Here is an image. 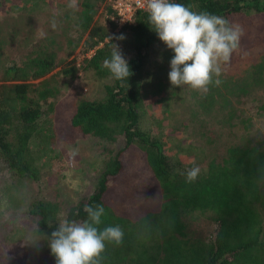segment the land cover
<instances>
[{"label":"trees","instance_id":"obj_1","mask_svg":"<svg viewBox=\"0 0 264 264\" xmlns=\"http://www.w3.org/2000/svg\"><path fill=\"white\" fill-rule=\"evenodd\" d=\"M101 2L106 6L105 25L92 22ZM173 2L191 5L196 12L206 10L240 26L239 47L223 64L226 67L242 52L264 45V0ZM79 5L73 28L77 34L70 41V48L80 44L84 55L77 66L75 59L57 60L51 48L42 47L3 69L0 166L14 177L38 183L40 170L31 145L45 114L51 117V136L56 143L72 144L86 137L105 142L121 138L122 145L103 164L89 195L65 213L69 220L81 221L87 219L86 204H99L105 209L99 227L119 225L123 229L122 244L106 243L102 264H264V140L227 147L221 160L210 159L197 180L187 183L183 175L187 169L168 156L162 136L143 128L145 50L159 40L148 25V13L135 11L131 22L120 28L130 38L127 62L132 75L127 81H117L102 68L103 61L111 58L118 34L109 19L108 3L80 0ZM55 68L69 79L80 71L105 80L100 97L70 96L67 101L48 102L52 92L44 78ZM239 91L236 105L244 95ZM59 106L65 113H56ZM239 127L247 131L251 119L241 118ZM23 215L21 224L29 232L50 236L58 226L60 206L36 198ZM201 218L214 224L211 238H187V225ZM18 246H0V264H55L49 247L36 259L20 260Z\"/></svg>","mask_w":264,"mask_h":264},{"label":"rangeland","instance_id":"obj_2","mask_svg":"<svg viewBox=\"0 0 264 264\" xmlns=\"http://www.w3.org/2000/svg\"><path fill=\"white\" fill-rule=\"evenodd\" d=\"M69 3L70 0H0V83L4 80L3 69L20 62L33 49L49 47L57 60L75 59L76 66L80 63L84 57L80 44L73 50L70 48V41L77 34L73 28L81 11L80 0L75 9ZM106 20L105 2H101L92 22L105 25ZM114 28L118 33L116 46L127 61L131 57L129 35ZM145 55L143 128L162 136L172 160L179 161L187 170L199 166L201 174L210 159H222L227 147L264 140V45L242 52L229 67L222 65L221 84L210 86L206 94L187 86L170 85L168 73L174 53L162 41L152 44ZM44 79L52 92L48 98L52 103L67 101L70 96L100 97L105 81L80 71L69 79L59 75L58 68ZM239 90L244 95L236 105ZM57 110L60 115L65 113L60 106ZM246 117L251 119V127L244 131L239 120ZM60 118L58 125L62 123ZM50 121L51 117L45 114L38 138L31 145L40 170L38 183L14 177L0 166V246L18 244L20 260L36 259L48 247V234L33 235L21 224L28 203L36 198L57 202L60 221L71 206L89 195L103 164L122 145L121 138L105 142L91 137L72 144L56 143L51 136ZM214 229L211 221L201 218L187 225L186 236L206 241Z\"/></svg>","mask_w":264,"mask_h":264},{"label":"clouds","instance_id":"obj_3","mask_svg":"<svg viewBox=\"0 0 264 264\" xmlns=\"http://www.w3.org/2000/svg\"><path fill=\"white\" fill-rule=\"evenodd\" d=\"M68 6L75 9L77 0H70ZM144 7L150 29L174 53L168 73L170 85L175 88L187 86L201 94H206L210 86H219L222 65L230 61L239 47L240 26L206 10L193 11L191 5L173 0H145ZM52 27H56L55 21ZM102 68L117 81H127L132 75L116 45L111 58L103 61ZM200 171L199 166L186 170L183 173L186 182H195ZM83 211L87 219L69 220L65 216L47 237L55 264H102L106 243L122 244L124 231L119 225L99 227L105 216L102 205L86 204Z\"/></svg>","mask_w":264,"mask_h":264},{"label":"built area","instance_id":"obj_4","mask_svg":"<svg viewBox=\"0 0 264 264\" xmlns=\"http://www.w3.org/2000/svg\"><path fill=\"white\" fill-rule=\"evenodd\" d=\"M112 12L110 21L117 27L122 28L128 25L135 11H144L145 0H106Z\"/></svg>","mask_w":264,"mask_h":264}]
</instances>
